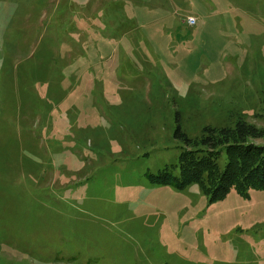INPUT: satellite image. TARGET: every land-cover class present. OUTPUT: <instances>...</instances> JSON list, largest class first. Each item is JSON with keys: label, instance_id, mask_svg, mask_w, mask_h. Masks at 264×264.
Here are the masks:
<instances>
[{"label": "rangeland", "instance_id": "374dc122", "mask_svg": "<svg viewBox=\"0 0 264 264\" xmlns=\"http://www.w3.org/2000/svg\"><path fill=\"white\" fill-rule=\"evenodd\" d=\"M239 120L264 0H0V264H264L263 189L147 177Z\"/></svg>", "mask_w": 264, "mask_h": 264}, {"label": "trees", "instance_id": "16d2710c", "mask_svg": "<svg viewBox=\"0 0 264 264\" xmlns=\"http://www.w3.org/2000/svg\"><path fill=\"white\" fill-rule=\"evenodd\" d=\"M263 135L262 130L244 120L234 127H207L198 141L177 129L176 137L190 145L179 155L175 166L178 175L164 170L147 177L176 189L196 183L210 202L224 199L231 190L239 195H246L248 189L264 190V143L252 141ZM222 151L226 155L224 166L218 162Z\"/></svg>", "mask_w": 264, "mask_h": 264}, {"label": "built area", "instance_id": "2783aa9c", "mask_svg": "<svg viewBox=\"0 0 264 264\" xmlns=\"http://www.w3.org/2000/svg\"><path fill=\"white\" fill-rule=\"evenodd\" d=\"M195 22H196V20H195L194 17H189V18L187 19V23H188V25H190V26L194 25Z\"/></svg>", "mask_w": 264, "mask_h": 264}]
</instances>
